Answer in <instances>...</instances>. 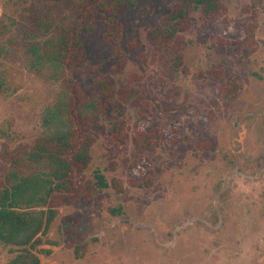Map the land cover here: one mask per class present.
Returning a JSON list of instances; mask_svg holds the SVG:
<instances>
[{"label": "rangeland", "instance_id": "374dc122", "mask_svg": "<svg viewBox=\"0 0 264 264\" xmlns=\"http://www.w3.org/2000/svg\"><path fill=\"white\" fill-rule=\"evenodd\" d=\"M221 2L231 19L255 10L249 46H231L222 20L193 8L170 79L157 31L179 0H130L111 26L107 0H0V186L14 158L54 129L45 120L59 103L90 143L85 180L57 207L40 264H264V0ZM64 37L70 52L57 72L33 46L52 51ZM138 98L155 125L182 118L190 135L140 154ZM115 124L127 135L119 147ZM143 159L151 178L134 186L131 165ZM16 256L0 243V264Z\"/></svg>", "mask_w": 264, "mask_h": 264}, {"label": "trees", "instance_id": "16d2710c", "mask_svg": "<svg viewBox=\"0 0 264 264\" xmlns=\"http://www.w3.org/2000/svg\"><path fill=\"white\" fill-rule=\"evenodd\" d=\"M107 1H110L108 11L111 18L108 24L111 26L116 24L118 7L128 4L130 0ZM105 6L101 5L103 8ZM193 8H201L207 19L222 20L225 32L232 34L229 39L231 46L248 47L257 29L256 12L252 8L247 9L251 15L246 12L241 17L231 19L227 18V11L221 0H179L176 11L165 18L164 28L157 31L158 36L164 37L161 65L164 74L170 79H174L183 67L180 34L187 30L189 12ZM114 30H117L115 26ZM68 41L69 38L64 37L58 43L48 44L52 51H42L35 43L33 53H38L40 61L44 58L55 66L57 72H62L70 52ZM75 44L77 50H81L80 43ZM129 93L135 96L133 91ZM136 103L141 118L135 125L132 137L140 154L156 152L160 148L171 149L190 135L186 120L180 118L178 122L168 126L155 125L156 114L152 106L141 98ZM66 106V102L59 103V112L45 120L46 126L52 125L54 129L44 132L33 147L23 149L14 158L10 164V172L1 183L0 243L7 246L12 254H17L10 264L41 263L36 252L42 245V237L47 235L57 216V207L72 203L77 197L78 187L85 180L83 171L90 163V143L88 138L79 134V129L72 120H65L63 117ZM84 116V111L77 108L75 120L84 119ZM110 140L118 147L127 140L123 126H113ZM148 167L149 164L144 159L131 165V183L134 186L139 187L151 178ZM97 178L101 190L109 187L103 176ZM35 207L41 209L33 211Z\"/></svg>", "mask_w": 264, "mask_h": 264}]
</instances>
